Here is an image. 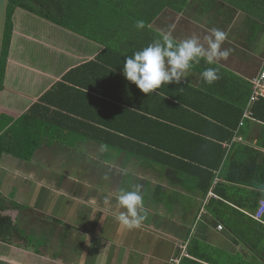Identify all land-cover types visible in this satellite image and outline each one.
<instances>
[{"label":"crops","instance_id":"crops-1","mask_svg":"<svg viewBox=\"0 0 264 264\" xmlns=\"http://www.w3.org/2000/svg\"><path fill=\"white\" fill-rule=\"evenodd\" d=\"M226 9V14L213 19H200L193 9L192 14L165 9L166 14L182 15L184 19L175 26L166 23L160 29L159 16L153 26L162 33L171 31L178 42L195 36L204 48L208 47L206 37L212 29L223 31L226 38L221 50H229V55L216 64L253 85V79L264 69V22L230 6ZM13 21L0 89V114L11 118L29 110L70 68L94 59L102 49L79 34L20 9L15 11ZM60 37L70 41L73 48H59ZM59 51L70 57L64 66L60 62L61 67ZM200 81V74L190 70L182 79L190 85ZM66 99L77 98L73 95ZM83 100L86 98H81L80 110L86 113ZM67 114L82 121L63 126L64 132H70L66 141L47 139L28 160L9 153L1 157L0 191L26 206L19 214L22 226L33 227L32 232L44 240L38 252L26 249L24 242L17 246L0 240V264H264V223L252 217L259 201L264 200V191L249 201L250 194H239L229 184L224 188L228 200L212 190L217 181H223L221 177L207 191L198 187V178L186 172H197L191 165L197 162L190 161L187 153L182 157L184 152H193L180 144L190 134L182 140L180 135L172 139L174 131L180 132L168 130L165 141L177 150L169 159L176 169L137 159L133 152L124 153L117 146L112 148L99 141L104 137L101 127H91L83 114ZM242 127L244 135L235 132L234 139L264 152L257 144L256 130H245V124ZM176 128L185 133L192 131L183 126ZM102 145L107 146L106 150L101 151ZM113 169L120 172L114 175L120 176H110ZM196 174L201 177L200 171ZM136 189L143 198L140 214L144 218L139 226L128 228L116 219L119 211H124L117 210L116 198L122 190ZM241 198L244 207L234 203ZM91 204L99 205V210H92L96 207ZM8 213L14 218L19 211ZM93 216L94 222L88 224ZM217 224L223 228L217 229ZM48 246L54 249L49 255L42 251Z\"/></svg>","mask_w":264,"mask_h":264},{"label":"trees","instance_id":"trees-1","mask_svg":"<svg viewBox=\"0 0 264 264\" xmlns=\"http://www.w3.org/2000/svg\"><path fill=\"white\" fill-rule=\"evenodd\" d=\"M203 1L208 8L201 13L198 6ZM194 6L200 19L226 14V7L230 6L264 22V0H9L0 89L17 9L79 34L102 49L94 59L70 68L23 114L12 118L0 114V160L3 153L28 160L47 139L66 141L70 132H64L63 126L70 121H82L67 114L73 111L80 116L83 114L91 127L97 125L103 129L104 137L99 141L113 145L112 148L117 146L124 153L133 152L137 159L168 167L175 166L169 159H172L171 152L177 151L166 144L168 130L180 132L174 131L172 139L180 135L182 140L190 134L185 140L187 144L176 140L193 152V155L184 152L182 157L187 153L190 161L197 162L191 165L200 171V178L197 172L186 171L198 178L197 186L207 191L211 183L221 177L223 181H217L212 188L217 195L230 200L224 188L231 184L228 187L239 194L247 192L249 201H253L257 192L264 191V152L234 139L235 132L244 135V128L239 126L243 122L245 130H256L257 144L264 148V97L250 101L253 87L249 80L201 59L189 70L201 77L206 68H215L219 78L213 84L204 83L201 77L198 85L182 81L169 83L148 95L122 74L125 55L160 38L162 32L153 23L165 9L188 13ZM137 20H144L145 28L137 29ZM73 95L77 99L67 101L66 97ZM82 97L86 98L82 107L86 113L80 110ZM176 126L192 131L185 133ZM234 203L245 206L242 198ZM25 209V205L0 191V240L17 246L24 242L26 249L38 252L44 238L36 236L28 224L22 226L19 214ZM13 210L19 211L14 218L8 213Z\"/></svg>","mask_w":264,"mask_h":264},{"label":"clouds","instance_id":"clouds-1","mask_svg":"<svg viewBox=\"0 0 264 264\" xmlns=\"http://www.w3.org/2000/svg\"><path fill=\"white\" fill-rule=\"evenodd\" d=\"M137 29L145 28L144 20H137ZM171 27V26H170ZM225 33L212 29L210 36L206 37L208 47L204 48L195 36L176 42L171 31L162 33L159 39L154 40L140 50L125 55L122 65V74L127 81L134 83L145 94H150L169 83H181L186 73L201 59L208 65L227 59L229 50H221L225 40ZM204 83L211 85L219 77L215 68H206L201 72ZM101 146V151L106 150ZM143 198L139 190H122L116 198V219L128 228L139 226L144 218L140 212Z\"/></svg>","mask_w":264,"mask_h":264},{"label":"rangeland","instance_id":"rangeland-1","mask_svg":"<svg viewBox=\"0 0 264 264\" xmlns=\"http://www.w3.org/2000/svg\"><path fill=\"white\" fill-rule=\"evenodd\" d=\"M206 3V1H203L202 3H201V5H199L198 7H200V9H201V13L202 12H204V9H206V8H208V5H204ZM193 9V11H195V8H192ZM167 12H162L161 13V15H160V21L159 22H161V23H159V28L160 29H164L165 28V24L166 23H169L171 26L172 25H176V24H179L180 22H181V20L182 19H184L183 18V16L182 15H178V14H170V13H168V14H166ZM189 13H191L192 14V12L191 11H188V13L187 14H189ZM201 16H203L204 14H200ZM167 18H170V20H168L167 21ZM209 18H211V16H209ZM186 20V19H185ZM185 20H183V21H185ZM158 28V29H159ZM76 42L77 41H75V42H73L74 44H75V46H76ZM67 44V46H65ZM61 45V46H60ZM61 47H64V48H68V49H72L73 48V46H71V44H70V41H67V39L65 38V37H60L59 38V48H61ZM76 47H80V46H76ZM73 50H81L80 48L79 49H77V48H74ZM58 57H59V67H61V65H60V62L62 63V65L64 66V64L66 63V60H68L70 57H68L67 56V54L66 53H61L60 51H59V53H58ZM63 69H64V67H63ZM62 69V70H63ZM120 173V172H118L117 170H115V169H113L112 170V172H111V174H110V176H112V177H116V175L117 176H120V174H116V175H114V173ZM115 181L117 182V178H115ZM121 182H122V179H121ZM123 184H121V186H122ZM90 206H95L96 208L95 209H92V210H94V211H98L99 210V205H94V204H91ZM101 210V209H100ZM91 218V217H90ZM89 218V220H88V224H92L93 222H94V220H95V217L93 216L91 219ZM82 232V231H81ZM85 233H87V234H89L90 232L88 231V230H86L85 231ZM80 236H81V233L79 234ZM84 240H89V239H84ZM88 243V242H87ZM52 250H54V249H49V246L47 247V248H42V251L44 252V251H46V253L48 254V253H50V252H52ZM48 251V252H47ZM49 255V254H48ZM63 257V256H62Z\"/></svg>","mask_w":264,"mask_h":264},{"label":"built area","instance_id":"built-area-1","mask_svg":"<svg viewBox=\"0 0 264 264\" xmlns=\"http://www.w3.org/2000/svg\"><path fill=\"white\" fill-rule=\"evenodd\" d=\"M252 87H253V91L250 97L251 102L257 100L259 97H264V69L259 73L257 77L253 79ZM239 126H243V122H240ZM263 215H264V200L262 199L259 201V205L255 210V212L252 214V217L257 221L264 223ZM216 228L221 230L223 226L221 224H217Z\"/></svg>","mask_w":264,"mask_h":264},{"label":"water","instance_id":"water-1","mask_svg":"<svg viewBox=\"0 0 264 264\" xmlns=\"http://www.w3.org/2000/svg\"><path fill=\"white\" fill-rule=\"evenodd\" d=\"M9 0H0V64L3 51L4 34L7 23V11H8Z\"/></svg>","mask_w":264,"mask_h":264}]
</instances>
